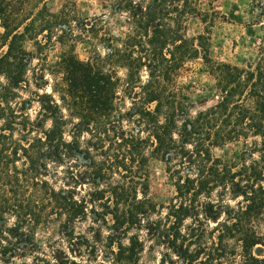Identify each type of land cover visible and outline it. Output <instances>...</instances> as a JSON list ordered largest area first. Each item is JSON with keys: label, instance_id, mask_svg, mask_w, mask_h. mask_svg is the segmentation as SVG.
<instances>
[{"label": "trees", "instance_id": "obj_1", "mask_svg": "<svg viewBox=\"0 0 264 264\" xmlns=\"http://www.w3.org/2000/svg\"><path fill=\"white\" fill-rule=\"evenodd\" d=\"M63 1L52 12L46 0H0V262L35 252L41 224L58 220L68 230L90 217L109 234L104 260L93 243L85 264H139L156 248L165 250L159 264H264L253 254L264 247L257 230L264 224V41L258 60L239 67L210 57L217 15L200 11V0H120L115 9L129 30L117 40L103 21L79 17ZM251 2L264 16V0ZM189 17L203 25L193 38ZM90 40L106 53L81 61L74 48ZM54 43L63 50L58 63L34 67L29 79L33 59L46 61ZM196 58L218 99L193 115L176 79ZM45 72L50 92L39 84ZM30 80L36 92L24 99ZM240 141L248 152L239 163L212 155ZM79 159L87 171L77 176L69 163ZM151 160L173 169L175 195L165 206L139 197ZM48 163H66L59 188L48 180Z\"/></svg>", "mask_w": 264, "mask_h": 264}, {"label": "rangeland", "instance_id": "obj_2", "mask_svg": "<svg viewBox=\"0 0 264 264\" xmlns=\"http://www.w3.org/2000/svg\"><path fill=\"white\" fill-rule=\"evenodd\" d=\"M119 1L70 0L75 4L76 14L79 17L100 19L103 21L104 33L113 36L116 40L122 38L129 30L125 15L115 9ZM63 2V0H46L47 7L52 12L58 11ZM199 10L217 15L211 29L209 55L212 60L239 67L253 65L258 60L264 41V16L260 15L259 8L252 6L251 0H200ZM185 31L188 38H193L203 31V25L198 18L189 17L185 19ZM2 33L0 23V37ZM25 48L31 53L35 51L31 43H26ZM95 50L102 55L106 53L102 47L95 46L92 40L78 43L74 48V53L79 60L85 61ZM62 51L56 43L47 47L44 50L46 61L37 62L33 59L28 78L31 79L34 67L41 69L46 68L47 65L57 64ZM47 72L44 73V83L39 81V84L46 92H50L48 84L45 85V82L51 83V76H48ZM32 82L30 80L29 87L20 92L22 98L28 99L33 92H36ZM176 86L187 97L193 115L213 105L218 99L214 78L201 58L188 61L182 66L176 79ZM37 109V104L32 102L31 109L28 110L31 117H34ZM87 138V135L83 134L82 140ZM246 152H248L247 144L241 141L212 149V155L215 158L233 163H239ZM69 164L72 172H75L77 176L87 171L80 159ZM65 165L66 163L62 166L48 163V180L55 188L61 187L67 176ZM172 172L170 165L159 160H151L148 166L147 189L144 191L145 194H139V197L147 196L153 202L164 206L170 203L175 195ZM71 191L76 194L78 189ZM233 203L232 201L231 204ZM221 220L222 216H219L216 221ZM7 222L11 224V220ZM60 224L61 221L51 220L38 226L33 235L35 252L28 251L30 255L26 258L16 257L9 264H22L24 261L29 264H85L91 260L89 252L93 243L96 244L97 261L104 260L105 249L102 246L105 245L104 237L109 232L101 223L95 224L89 217L86 222L75 223L68 230L61 229ZM209 225L210 227L215 226V220L210 219ZM71 229H73L72 232H70ZM257 230L264 237L263 223L257 226ZM164 252L163 248H156L152 253L146 251L139 264H159V258ZM253 254L264 257V247L254 248ZM33 257L37 258L34 263L31 261ZM0 264L3 263L0 262Z\"/></svg>", "mask_w": 264, "mask_h": 264}]
</instances>
